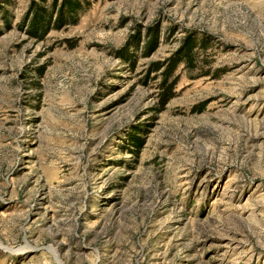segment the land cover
<instances>
[{"label":"rangeland","instance_id":"374dc122","mask_svg":"<svg viewBox=\"0 0 264 264\" xmlns=\"http://www.w3.org/2000/svg\"><path fill=\"white\" fill-rule=\"evenodd\" d=\"M82 1L0 0V264H264V0Z\"/></svg>","mask_w":264,"mask_h":264},{"label":"trees","instance_id":"16d2710c","mask_svg":"<svg viewBox=\"0 0 264 264\" xmlns=\"http://www.w3.org/2000/svg\"><path fill=\"white\" fill-rule=\"evenodd\" d=\"M41 4H37V2ZM48 0H33L30 9V23L28 33L31 37L43 40L52 30H59L69 25H76L78 22V12L85 6L82 0H51L50 8L45 6ZM45 4L44 6H42ZM146 55H150L155 47L156 40L149 39ZM73 47V46H72ZM195 39L189 38L184 42L180 49L167 58L165 61L155 62L150 67L151 73H159L161 81L157 85L158 94L157 102L154 110L157 114L165 111L167 105L176 97V86L179 78L175 75L181 64H185L189 68H195V49L198 48ZM128 49L123 54V58L128 59ZM44 73V69L40 71V75ZM135 147L139 146L136 141L132 142Z\"/></svg>","mask_w":264,"mask_h":264}]
</instances>
